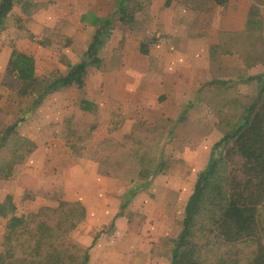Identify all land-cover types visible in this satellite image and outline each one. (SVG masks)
Masks as SVG:
<instances>
[{
  "label": "crops",
  "instance_id": "obj_1",
  "mask_svg": "<svg viewBox=\"0 0 264 264\" xmlns=\"http://www.w3.org/2000/svg\"><path fill=\"white\" fill-rule=\"evenodd\" d=\"M28 1L36 9L25 13L17 3L0 30V142L21 117L17 132L31 142L21 162L0 177V204L8 206L0 212V243L13 214L56 207L61 200L84 204L89 223L96 204L107 212L97 223L112 216L121 223L133 219V205L145 204L150 191L159 195L148 204H171L160 196L175 190L172 204H187L198 164L202 171L225 135L211 89L235 83L243 95L258 94L252 78L264 74V0ZM104 26L100 61L88 65L84 83L51 91L21 115V102L1 86L13 52L34 56L37 75L42 65L66 75ZM144 123L165 129L158 162H166L167 145L181 163L169 174L163 163L153 181L128 190L100 164L111 152L108 144ZM134 241L136 247L142 242ZM108 242L91 240L88 264H125L129 246L119 254Z\"/></svg>",
  "mask_w": 264,
  "mask_h": 264
},
{
  "label": "trees",
  "instance_id": "obj_2",
  "mask_svg": "<svg viewBox=\"0 0 264 264\" xmlns=\"http://www.w3.org/2000/svg\"><path fill=\"white\" fill-rule=\"evenodd\" d=\"M17 3L22 4L25 13H31L38 5L28 0H0V30L6 26L8 14ZM121 8L123 11L125 7ZM107 27L95 34L84 59L70 66L68 74L58 75L52 82L43 84L36 73L34 56L15 50L8 63L7 77H14L24 87L33 88L29 93H37L33 107L39 105L51 91L73 84L81 86L88 65L100 61V47ZM252 79H257L259 84L254 98L235 91L231 96L235 83L217 84L211 89L213 95L209 99L223 113L219 127L225 135L214 145L208 164L200 172L186 204L183 228L175 240L171 264H211L198 256L197 250L202 247L197 241L200 233L204 234L202 241L209 240L213 245L218 242L219 245L254 242L247 262L241 264H264V74ZM23 120L24 117H21L5 129L0 153L14 139L21 145H31L17 132ZM159 132L162 134L163 129L148 123L137 124L127 137L112 141L107 146L111 150L109 156L100 164L101 172L150 183L163 169V163H157L156 158L149 155H138L136 146L141 145V151L144 146L146 149L156 147L159 141L156 137L161 136ZM21 159L23 156L12 164ZM238 159L244 161L243 169L240 167L230 178L222 176L220 168ZM11 167L7 173H0V177H7ZM6 207L0 204V212H4ZM10 210L15 209L11 207ZM60 211H65L63 215L67 220L64 222L56 221L55 214ZM85 215L86 209L78 201H62L57 208L42 207L26 215L13 214L7 225L0 264H88V252L80 255L76 245L72 246L74 252H70L62 240L64 232L75 228ZM63 223L69 226L64 231L61 230ZM212 264H220V260Z\"/></svg>",
  "mask_w": 264,
  "mask_h": 264
},
{
  "label": "rangeland",
  "instance_id": "obj_3",
  "mask_svg": "<svg viewBox=\"0 0 264 264\" xmlns=\"http://www.w3.org/2000/svg\"><path fill=\"white\" fill-rule=\"evenodd\" d=\"M62 54V53H61ZM60 54V55H61ZM59 55V56H60ZM61 58H63L61 56ZM49 69H47L46 65H42L41 67H38V79L43 82V84H47L52 82L53 78H56V76L59 75L60 70L54 69L51 72H48ZM7 70L5 71L3 77L1 78V86L9 90V96H12V101L14 96H16V101L21 102L18 103V106H21L22 114L25 112L23 110L25 108H29L31 104H33L34 99L37 96V93L29 94L33 90L31 87H24V84H21L18 82L14 77H7ZM235 89V90H234ZM234 91L236 93L243 94L241 90L236 86L233 88V91L231 90V96L234 95ZM7 96V95H6ZM246 96H249L251 98H254L257 96L252 94H247ZM8 101V99H7ZM31 108V107H30ZM228 110V109H227ZM224 112V111H223ZM223 113L216 112L217 119L221 120V115ZM224 114H227V111L224 112ZM234 115V114H231ZM224 134L225 132L220 129ZM161 132H159V135ZM165 134V129H163V132L161 136H157L156 139H159L158 145L156 147L153 146L152 149H146V146H144L143 150L141 151V145H137L138 148V155H149L154 158H156V162L158 163V156L160 149V143L163 139V136ZM18 140V139H17ZM137 142V139H136ZM75 149H78V146H73ZM31 146L29 145H21L19 144L15 139L12 140L10 145H6L1 150V158H0V173H7V169L9 167L13 166V161L15 159L20 158L21 156L24 157V155L27 153V150H29ZM163 148L165 149L164 154L166 157V162H164V159L162 160V163L166 166L169 172H174V167L177 163H181L177 161V156L174 158L173 156H170L172 151L171 148H168L167 145H164ZM156 150V151H155ZM224 149H221L223 151ZM109 156V155H108ZM174 158V159H173ZM21 162V160L19 161ZM18 162V163H19ZM17 163V164H18ZM185 163V161H184ZM189 163V162H188ZM243 163L241 159H238L237 162L234 163H228L226 166L223 165L220 168L221 175L224 177H232V175L236 174L238 172L237 170L240 169V167L243 169ZM16 164V163H15ZM14 164V165H15ZM169 168H171L169 170ZM192 168H196L192 167ZM201 171L200 166L198 164V174ZM120 181L127 182L126 185L128 187V190L131 188L134 189L136 185L145 184V181L143 180H131L125 177L118 176L116 177ZM155 178V177H154ZM152 179V181L154 180ZM192 175V180H193ZM189 181H191L189 179ZM195 185V182L192 181V183H189V186L193 189ZM179 186V185H178ZM181 187V186H180ZM176 187V188H180ZM132 189V190H133ZM181 189V188H180ZM187 189V188H185ZM156 190V189H154ZM175 190V189H174ZM189 193V192H188ZM185 193V194H188ZM127 194V195H126ZM125 197L122 198L126 199L129 193H126ZM164 201L170 200L171 204H148L146 200H153L157 202V197L159 193L157 191H150V193L146 194V198H144L143 203L145 204H136L133 205L132 208V217L131 220H125L124 222L117 221L118 217H111L108 219H104L105 223H97L96 221H99L98 218H102L107 212L101 211L99 207H101V204H96L93 212V217L96 216V219L94 217V221L92 223H89L88 220H81L79 224H81L80 228L76 230L77 227H79V224L72 229L67 230L64 232V237L62 238L65 248H70V252H74V249L72 248L73 245H76L79 247V254L83 255L85 252L89 253L91 240L93 242L94 238L104 237L109 240V244L113 247H115L118 251L121 252L123 248L126 246H129L126 254L125 264H130L132 259L134 258L136 261H140V264H171L172 260V251L175 246V240L177 239L178 235L180 234L182 228H183V220L185 217V206L186 204H172V202L176 203L177 196H179V192L176 190L173 192H165L163 193ZM63 200L60 201V203ZM163 201V200H162ZM70 202V201H68ZM58 205H55L57 208ZM264 204V203H263ZM109 205V204H108ZM85 207V205L83 204ZM166 206V209L164 210L163 207ZM43 207H51V206H43ZM42 208V207H41ZM40 208V209H41ZM39 209V210H40ZM86 209V208H85ZM156 209V210H155ZM6 210H8V206L6 207ZM23 210V209H22ZM27 210V209H26ZM32 212V211H30ZM30 212H27L22 215H26ZM34 212V211H33ZM65 211H60L57 214H55L56 221H66L67 218L63 215ZM62 214V215H61ZM87 216V209H86V215ZM85 219V218H84ZM55 221V222H56ZM87 221V223H84ZM69 226L67 223H63L61 230L64 231ZM98 235V236H97ZM204 236V234L200 233L198 236V242H201V249L197 250V253L199 254V258L205 261L211 262H218L220 260V264H241L247 262V256L249 257L254 249V242L249 241H243L236 244H225V245H219V242L215 245L210 244L209 240L202 241L201 238ZM127 239V240H126ZM135 239H138L142 242L139 243V246L136 247ZM4 240V239H3ZM3 245V242H1ZM0 243V247H1ZM137 248V249H136ZM203 249V250H202ZM138 252V253H137ZM99 264V263H98ZM139 264V263H138Z\"/></svg>",
  "mask_w": 264,
  "mask_h": 264
}]
</instances>
